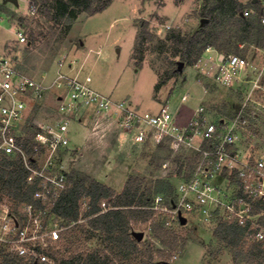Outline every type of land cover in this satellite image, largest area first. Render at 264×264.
I'll list each match as a JSON object with an SVG mask.
<instances>
[{
  "label": "rangeland",
  "instance_id": "374dc122",
  "mask_svg": "<svg viewBox=\"0 0 264 264\" xmlns=\"http://www.w3.org/2000/svg\"><path fill=\"white\" fill-rule=\"evenodd\" d=\"M54 1L19 0L18 5L5 4L16 16L11 17L6 10L1 12L0 57H16L18 68L35 77L54 72L57 61L65 55L77 57V66L82 67V74H89L93 86L99 91L115 99H128L143 111L156 113L162 105L169 104L178 110V118L184 122L199 109L209 120L233 119L241 106H247L250 126L242 130L241 148L248 155L264 158V78L261 86L256 88L249 81L217 82L219 51L213 47L206 50L195 65L183 62L179 69L180 56L175 54L173 41L167 39L171 28H178L185 35L204 23L201 10L205 0H113L105 10L94 15L83 12L71 24L66 21L56 23L41 12L40 7L54 9ZM240 1L245 5V15H250L251 10L256 11V7L250 4L251 0ZM32 2L37 5L35 13L31 11ZM22 19L25 22L22 23ZM30 21L36 30L33 43L29 40L30 25L27 23ZM141 26L149 33L143 41L140 61L135 39ZM18 31L24 32L26 42L20 41ZM238 54L258 67L264 62V50L255 46L245 54ZM212 55L213 58L210 57ZM177 63L179 70L173 74ZM45 103L46 106L34 109L40 118L53 115V96L49 94ZM69 136L70 147L59 154L64 166L69 171L75 169L80 174L89 175L117 191L123 188L131 174L149 181L161 167L162 157L156 161L152 159L154 147L131 143L120 134L114 121H97L88 117L78 125L73 124ZM174 163L169 167L173 173L178 168ZM160 169L165 172L163 166ZM5 199L10 200L7 196ZM88 202L89 199L82 201V210L88 207ZM160 217L161 214L155 211L149 221L133 220L131 223V232H145L140 241L153 244L154 251H166L164 256L154 253L155 260H165L170 264H235L232 249L213 235L216 220L201 222L200 217H190L187 223L182 224L170 218L166 224L174 231V237L167 239L172 243L169 245L152 232L153 222ZM55 220L60 226L52 222L48 229L58 228V237L53 235L50 238L46 234L44 239L33 240L37 244L40 242L53 260L52 253L70 257L108 248L104 233L91 227L84 217L68 227L60 217L56 216ZM203 243L216 250L215 258L210 259L206 254ZM132 264L145 262L136 259Z\"/></svg>",
  "mask_w": 264,
  "mask_h": 264
},
{
  "label": "built area",
  "instance_id": "2783aa9c",
  "mask_svg": "<svg viewBox=\"0 0 264 264\" xmlns=\"http://www.w3.org/2000/svg\"><path fill=\"white\" fill-rule=\"evenodd\" d=\"M260 2L264 7V0ZM7 3L0 0V7ZM36 9L32 3V13ZM18 37L27 41L23 31H18ZM217 61V82L249 81L254 88L261 86L264 62L258 67L241 55L224 52L217 53ZM77 64V57L65 55L57 61L55 72L35 77L18 68L16 57H0V162L19 160L28 172V182L39 183L35 198L45 204L37 209L33 203L23 202L19 216L11 200L1 199L0 245L29 261L54 263L42 244L33 240L44 239L46 234L58 237V228L48 229L52 222L60 226L51 210L67 188L70 172L59 154L70 147L72 124L88 117L114 121L120 134L138 146L166 145L170 157L162 164L163 174L179 154L197 158L191 177L183 176L176 184L171 202L159 194L153 210L177 221L181 216L187 221L190 217H200L201 222L236 221L249 225L250 238L264 239L260 221L264 216V158L248 155L241 148L242 130L250 126L247 106H241L233 119L209 120L199 109L182 122L178 110L169 104L156 113L143 111L128 99L99 91ZM49 94L55 102L53 115L40 118L34 109L46 106ZM29 129L34 131L31 136Z\"/></svg>",
  "mask_w": 264,
  "mask_h": 264
},
{
  "label": "trees",
  "instance_id": "16d2710c",
  "mask_svg": "<svg viewBox=\"0 0 264 264\" xmlns=\"http://www.w3.org/2000/svg\"><path fill=\"white\" fill-rule=\"evenodd\" d=\"M112 1L55 0L54 9L40 7V10L56 23L66 21L71 24L81 13L94 15L105 10ZM250 4L256 7V11L245 15V5L240 0H205L201 16L206 19V22L185 35H182L178 28H171L168 32L167 39L173 41L175 54L179 55L185 64L195 65L209 47L227 54H245L251 46L264 50V23L262 22L264 7L260 0H251ZM0 9L6 10L8 15L15 18L16 13L5 5H2ZM21 22L25 21L22 19ZM144 24L148 23L144 22ZM27 25H30L29 40L33 43L36 30L31 21ZM148 33L146 28L141 26L135 39V48L138 49L140 61L143 41ZM178 70L177 63L173 74ZM28 132L30 136L34 133L32 129ZM169 157L170 151L164 144L157 145L152 150V159L156 161L160 158L159 166L161 167ZM196 160L194 156L179 154L173 158V163L178 164L174 173L169 171L163 174L160 167L149 181L131 174L120 191L72 169L68 174L67 188L51 211L63 219L66 225H71L84 217L91 227L104 233V241L108 248L81 252L70 257H59L57 253H52L53 264H132L136 259H143L145 264H164L165 260H155L154 253L164 256L166 251L162 249L154 251L153 244L137 240L132 235L131 223L133 220L147 222L154 216L155 211L151 207L157 195H163L166 202L170 203L176 192L177 180L183 176L191 177ZM27 176L28 172L19 160L13 162L5 158L0 162V200L7 196L13 202V210L19 216L23 214L21 212L23 202L33 203L37 209L45 207L41 200L35 198L39 183L28 182ZM84 199H89V202L88 207L82 210ZM160 214L162 217L153 222L152 232L161 241L172 245L167 240L169 237H174V231L166 224L170 218L164 213ZM260 221L264 225V216ZM248 230L249 225L242 226L236 221L219 219L213 235L220 243L232 249L235 264H264V239L250 238ZM203 246L206 248V254L210 255V259L215 258L216 250L204 243ZM0 264L51 263L41 260L29 261L23 255L11 253L0 245Z\"/></svg>",
  "mask_w": 264,
  "mask_h": 264
},
{
  "label": "water",
  "instance_id": "95a60500",
  "mask_svg": "<svg viewBox=\"0 0 264 264\" xmlns=\"http://www.w3.org/2000/svg\"><path fill=\"white\" fill-rule=\"evenodd\" d=\"M254 1H257V0H254ZM4 2H10V3H12V4H16V5H18V3H19V0H4ZM206 20L204 19L203 20V22H205ZM183 62L182 61H180L179 62V69H181L182 68V66H183ZM180 222L182 223V224H185V223H187L188 221H187V219L185 218V217H180ZM144 235H145V232H143V231H133V236L137 239V240H142V238L144 237ZM164 264H170L169 262H167V261H165L164 262Z\"/></svg>",
  "mask_w": 264,
  "mask_h": 264
},
{
  "label": "crops",
  "instance_id": "0c3cea01",
  "mask_svg": "<svg viewBox=\"0 0 264 264\" xmlns=\"http://www.w3.org/2000/svg\"><path fill=\"white\" fill-rule=\"evenodd\" d=\"M208 51H209V50H208ZM216 52H217V51H216ZM77 56H78V55H77ZM210 57L213 58V55L210 56ZM54 72H55V71H54ZM52 73H53V72H52ZM187 120H188V119H187ZM187 120H186V121H187ZM180 121H182V120H180ZM186 121H185V122H186ZM182 122H184V121H182ZM80 123H82V122H74L73 124L78 125V124H80ZM73 124H72V125H73ZM122 135H124V134H122Z\"/></svg>",
  "mask_w": 264,
  "mask_h": 264
}]
</instances>
